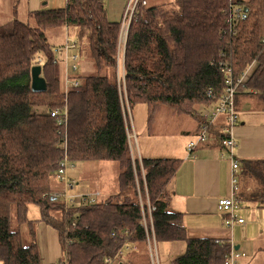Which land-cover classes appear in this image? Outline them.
<instances>
[{"label":"trees","instance_id":"1","mask_svg":"<svg viewBox=\"0 0 264 264\" xmlns=\"http://www.w3.org/2000/svg\"><path fill=\"white\" fill-rule=\"evenodd\" d=\"M57 27L74 30L79 56L87 52L96 72L78 77L81 85L68 92L46 33ZM120 29V21L108 18L106 0H67L64 9L0 24L1 264H42L35 222L28 216L31 206L39 209V221L57 231L68 264H106L123 245L126 231L142 253L139 264H150L136 183L145 193L142 169L156 208L158 245L186 243L184 254L171 264H224L229 255L230 242L189 238L182 215L170 212L168 185L181 160H132L126 102L131 110L146 106L150 128L166 107L168 115L196 118L200 130L207 120L203 110L224 93L222 64L236 78L253 67L236 96L237 111L242 95H254L255 105L264 109V0L149 1L128 32L124 80L117 77ZM36 66L47 83L45 93L32 91ZM56 108L67 109V125L50 116ZM224 125L225 120L210 128L211 141L221 148ZM65 150L75 164L116 162L118 192L93 205L65 209L56 196L60 188L53 185ZM239 168L240 202L248 199L264 208V160H243ZM249 182L257 187L249 190Z\"/></svg>","mask_w":264,"mask_h":264},{"label":"crops","instance_id":"2","mask_svg":"<svg viewBox=\"0 0 264 264\" xmlns=\"http://www.w3.org/2000/svg\"><path fill=\"white\" fill-rule=\"evenodd\" d=\"M125 2L126 0H106L107 14L110 21L119 22L121 20ZM66 6L67 0H0V24L14 19L27 21L32 13L64 9ZM65 30L66 33L70 34L68 29ZM252 70L253 67L248 70L245 80L249 78ZM124 72V58L120 56L117 71L119 80H123ZM63 86L65 89V68H63ZM254 97V95H242L238 101L240 122L234 128V136L237 141L234 155L240 163L243 160H264V109L255 105ZM129 115L131 116L130 110ZM203 115L208 114L204 113ZM169 117L177 118L171 115ZM186 118V120L179 119L183 120L182 122L189 127L182 129L173 136H170L169 133L160 132L163 124H159L158 118L152 128L146 125V128L140 129L142 132L135 133L133 123L135 127L136 124L132 111L131 124L133 133L136 136L138 151L137 153L133 148V158H141V160L165 158L181 160L177 173L168 185V190L172 195L169 210L172 213L182 215V222L188 237L220 242L228 241L235 249L238 247L236 250L247 254L245 258L239 260L238 264H264V248H261V244L258 243L262 242L260 238L261 234L264 233V208H259L256 204L249 202L248 199H243L237 215L245 220V224H236L233 228H228L225 225L227 215L218 211L217 203L219 199L230 196L231 192V161L229 154L211 140L206 144L198 145L189 154L187 145L196 139L200 124L194 117L189 116ZM216 122L220 126L224 123V118L221 117ZM154 126H156L158 133H152ZM174 140L176 142H173ZM108 162L110 161L76 163L77 165H74L77 168L78 177H72L70 171L69 177L75 181V185L79 181L87 182L88 179L92 188L89 193H98L100 199L105 200L104 197L110 195V193L105 183H102L101 175L97 172L101 167H105L102 163ZM88 170L96 171V174L89 175ZM117 178H119V175ZM53 185L55 188H64L63 184L56 181L53 182ZM248 186H250L249 190L254 187L253 182ZM241 189L243 191L240 185L239 193ZM28 216L31 221L35 222L36 241L41 255V263H59L62 258V248L57 231L39 221L40 211L38 208L31 206ZM160 245H158L159 251H162L164 256L167 257L165 259L167 264H171L174 258L183 255L186 251V243L182 241L166 242ZM146 251L145 249V253ZM142 257L141 251L138 252V247L133 245L123 257L122 264H139Z\"/></svg>","mask_w":264,"mask_h":264},{"label":"built area","instance_id":"3","mask_svg":"<svg viewBox=\"0 0 264 264\" xmlns=\"http://www.w3.org/2000/svg\"><path fill=\"white\" fill-rule=\"evenodd\" d=\"M148 5L147 0H126L125 9L123 11L122 18L120 20L121 23V34H120V47L123 48L122 55L125 54V47L127 43L128 32L130 26L133 21H135L138 17L139 10ZM240 17V16H238ZM122 39V40H121ZM121 42H123L121 44ZM56 53L65 52V64H67V70L69 65L73 69V71L78 70L79 64V53H78V45L76 42H71L69 39L65 43L63 47H60L55 50ZM71 52H74L71 55ZM119 60V59H118ZM39 61H41L39 59ZM221 66V72L224 76V84L225 89L222 97L218 100L211 114L207 115L206 123L202 124L199 130L196 139L192 140L187 145V152L190 154L195 150V148L200 144H206L211 140L210 128L211 126L219 120L221 117L225 120V125L222 129V133L224 134V138L222 139L221 145L222 149L225 150L229 154L231 161V192L230 196L226 198H222L218 200L217 208L218 211L226 214L225 225L228 228H233L234 225H244L245 220L239 218L237 212L241 206V202L239 199V167L240 162L236 159L234 155V150L237 147V141L234 136V128L240 122V113L236 109V96L239 93L240 87L245 82V77L248 71H246L240 78H236L233 72V69L225 65ZM124 80V78H123ZM81 85L80 80L76 77L67 76L65 79V92H68L71 88H78ZM207 95L212 96L213 91L211 89L207 90ZM128 113H129V105ZM50 116L53 118H59V123L62 125H67V109L56 108L53 111H50ZM128 143L131 153V158L135 162L136 160L139 163H142L141 158L134 159L132 152L133 148L135 149L134 143L136 142V136L133 131H130L128 128L127 132ZM64 147L66 149V141L64 142ZM74 168V163L70 161L69 155L65 150V155L63 160L60 163L58 172L55 176V179L60 184L64 185L65 192L63 194H57L56 196L62 198L65 203V209H69L71 207H77L80 205H93L96 204L100 200V195L98 193L92 195H83L81 197H71L67 196V191L73 189L75 186V181L69 178V171ZM142 179L144 183L145 193L142 192L141 186L139 184V180H137V192L139 198V205L142 212V218L140 221V225L144 227V231L146 234V245L147 251L149 254V258L151 260V264H160V254L159 247L155 235L154 228V220L153 213L156 208L152 204L149 194L146 189L145 182V173L142 169ZM72 203V204H71ZM127 238L124 241L121 248L117 251V253L106 259V264H122L123 256L125 250H130L133 245L131 244V236L132 233L129 231L125 232ZM231 245L230 253L225 258L224 264H238L241 258H245L246 254L236 250L235 247ZM67 253H63L62 263H67Z\"/></svg>","mask_w":264,"mask_h":264},{"label":"rangeland","instance_id":"4","mask_svg":"<svg viewBox=\"0 0 264 264\" xmlns=\"http://www.w3.org/2000/svg\"><path fill=\"white\" fill-rule=\"evenodd\" d=\"M149 1L152 4H161V3H171L174 0H147V2H149ZM245 1H248V0H245ZM124 7H125V5H124ZM124 9L125 8H123V11H124ZM122 15H123V13H122ZM120 32H121V29H120ZM46 33H47L49 43L54 48V53H55L56 59L60 60L62 68H65V79L67 76L78 78V77H82V76L95 75L96 72L92 67V62H91V59H90L87 52H82V54L80 55L77 71H73V69L71 68L70 65H69V68L67 70V64H65V62H66L65 61V58H66L65 52H60V53L55 52L56 49L63 47L65 45V43L67 42V39H69L71 42H74L76 40V38L74 36V30L73 29H71L70 34L66 33V30L64 28H61V27L51 28ZM122 43L123 42H121V44ZM120 48L121 47H120V41H119L118 59L120 56H123V58L125 56V54L122 55ZM121 50L123 51V48H121ZM73 53L74 52H71V55ZM200 108L201 107L197 106V110H200ZM127 109H128V106H127ZM213 109H214V107H209V108H206L203 112L205 114L209 115L212 113ZM129 110L131 111V116H132V111H133V115L135 117L136 127L133 123L134 132L135 133L136 132H138V133L142 132V131H140V129H144V128H146V125H148L147 119H146V114H147L146 113V106L145 105H137L132 110L129 108ZM167 111H168V108L164 107L163 111L158 116L159 124L160 125L163 124L161 131H160L161 133H169L170 136H173V135H175V133H179V131H181L182 129H187L189 127V126L185 125L184 122H182L183 120H186L187 118H181V119H183V120H181L178 117L177 118L169 117V115L167 114L168 113ZM131 116L128 115L127 122H128V125L130 124L128 127L129 130L133 131L132 130V124H131V121H132ZM135 128H136V130H135ZM152 133H158L156 130V126H154ZM139 141H140V138H139ZM173 142H176V141L174 140ZM134 146H135V151H137V141L134 143ZM137 153H138V151H137ZM77 164H79V163H77ZM102 164L105 165V167L104 168L101 167V169L97 172V174L101 175V177L103 179L102 183L104 182L108 188V192L110 193V195H107L106 197H104V199H108L111 196H113L118 190V178L117 177L120 173V168L116 162H108V163H102ZM106 165H108V166H106ZM105 168H107V169H105ZM87 173H89V175H93V174L95 175L96 171L88 170ZM70 175L74 178L78 177L77 168L75 165H74V168L70 170ZM55 181H56V179H55ZM250 184L251 183L249 182V185ZM253 185H255L254 187H257L256 182H254ZM90 186H91V182H89L88 179H87V182L79 181V183L77 185H75L73 187V189L67 191V196L69 198H71V197H81L83 195H92L89 193L92 190V188ZM101 186H104V185H101ZM59 192H61L63 194L65 192V189L60 187ZM249 212H252V211L249 210ZM255 214H256V212H255ZM263 229H264V227H263ZM23 231H24V235H25L24 243L26 245L31 244L32 241H31L30 236H28V229L26 227H24ZM260 239L262 240V242H258V243L261 244V248H264V233L261 234ZM159 252L161 254V256H160L161 257V263L160 264H167V262L165 260V259H167V257L164 256L162 251H159ZM126 253H127V250L124 251V256ZM246 256H247V254H246ZM150 264H151V260H150Z\"/></svg>","mask_w":264,"mask_h":264},{"label":"water","instance_id":"5","mask_svg":"<svg viewBox=\"0 0 264 264\" xmlns=\"http://www.w3.org/2000/svg\"><path fill=\"white\" fill-rule=\"evenodd\" d=\"M41 67L36 66L32 69V91L34 93H45L47 91V83L41 77ZM238 249V247H236Z\"/></svg>","mask_w":264,"mask_h":264}]
</instances>
